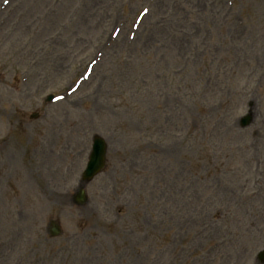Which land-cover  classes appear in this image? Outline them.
<instances>
[{
  "label": "rangeland",
  "instance_id": "374dc122",
  "mask_svg": "<svg viewBox=\"0 0 264 264\" xmlns=\"http://www.w3.org/2000/svg\"><path fill=\"white\" fill-rule=\"evenodd\" d=\"M94 135L108 163L78 207ZM263 249L264 0H0V264Z\"/></svg>",
  "mask_w": 264,
  "mask_h": 264
},
{
  "label": "water",
  "instance_id": "95a60500",
  "mask_svg": "<svg viewBox=\"0 0 264 264\" xmlns=\"http://www.w3.org/2000/svg\"><path fill=\"white\" fill-rule=\"evenodd\" d=\"M248 120L249 118H247L245 121H244V124H247L248 123ZM97 143H100L98 146L101 147V144L102 142L101 141H97ZM103 147H104V150H98L96 152V156L97 157H100L101 156V160H100V168L98 166L94 167V172L97 173L98 171H100L103 166H104V159H105V145L103 144Z\"/></svg>",
  "mask_w": 264,
  "mask_h": 264
}]
</instances>
